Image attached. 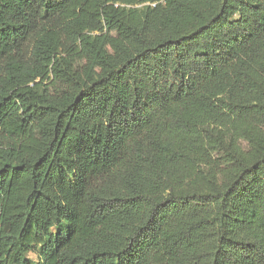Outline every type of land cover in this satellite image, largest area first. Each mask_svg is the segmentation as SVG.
Listing matches in <instances>:
<instances>
[{"label": "trees", "instance_id": "16d2710c", "mask_svg": "<svg viewBox=\"0 0 264 264\" xmlns=\"http://www.w3.org/2000/svg\"><path fill=\"white\" fill-rule=\"evenodd\" d=\"M0 264H264V0H0Z\"/></svg>", "mask_w": 264, "mask_h": 264}, {"label": "rangeland", "instance_id": "374dc122", "mask_svg": "<svg viewBox=\"0 0 264 264\" xmlns=\"http://www.w3.org/2000/svg\"><path fill=\"white\" fill-rule=\"evenodd\" d=\"M30 258H33V260L36 262V256L34 254L30 255Z\"/></svg>", "mask_w": 264, "mask_h": 264}]
</instances>
